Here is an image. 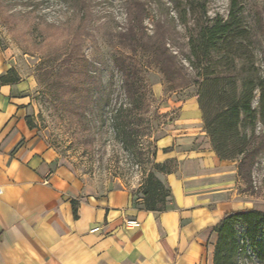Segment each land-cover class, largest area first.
I'll return each instance as SVG.
<instances>
[{"label": "rangeland", "instance_id": "1", "mask_svg": "<svg viewBox=\"0 0 264 264\" xmlns=\"http://www.w3.org/2000/svg\"><path fill=\"white\" fill-rule=\"evenodd\" d=\"M247 11L264 14V0H239ZM166 0H0V79H18L15 96H7L17 113L25 115L72 172L105 195L122 183L133 195L155 163L163 164L158 133L182 120L195 124L197 90L168 83L147 58L149 114L133 120L132 137L114 130V111L125 102L121 75L114 67L118 53H189L180 25L167 15ZM230 0H210L209 15L228 16ZM264 16V15H263ZM264 18V17H263ZM149 49V50H148ZM78 64L79 75L71 64ZM11 70L13 72L9 73ZM1 86H12L11 84ZM28 124V122H27ZM160 137V135H159ZM156 153L154 158L153 154ZM161 159V160H160ZM230 199L235 208L257 207L260 199L244 195L237 163L226 162ZM159 175V174H158ZM264 191V164L257 172ZM209 257L208 251L203 255Z\"/></svg>", "mask_w": 264, "mask_h": 264}, {"label": "crops", "instance_id": "2", "mask_svg": "<svg viewBox=\"0 0 264 264\" xmlns=\"http://www.w3.org/2000/svg\"><path fill=\"white\" fill-rule=\"evenodd\" d=\"M11 85L0 87V264H213L222 217L264 212L235 208V174L214 153L199 108L196 124L158 133L169 148L161 159L178 167L158 175L171 190L166 211L148 212L122 183L100 195L76 176L9 102Z\"/></svg>", "mask_w": 264, "mask_h": 264}, {"label": "trees", "instance_id": "3", "mask_svg": "<svg viewBox=\"0 0 264 264\" xmlns=\"http://www.w3.org/2000/svg\"><path fill=\"white\" fill-rule=\"evenodd\" d=\"M210 0H166L170 22L185 31L189 53H118L114 67L121 75L125 102L114 111V130L122 140L134 135L133 120L149 114L145 58L168 83L197 90L204 131L222 162L237 163L238 183L244 195L260 199L257 172L264 164V14L247 11L239 0H230L227 17L209 15ZM73 62L70 77L79 75ZM13 72L11 70L9 73ZM3 85L19 80L1 77ZM28 122L30 129L34 127ZM154 158L156 153L153 154ZM176 159L155 163L140 185L144 209L164 212L170 188L158 174L177 170ZM74 203V216L78 217ZM213 264H264V212H231L215 227Z\"/></svg>", "mask_w": 264, "mask_h": 264}, {"label": "built area", "instance_id": "4", "mask_svg": "<svg viewBox=\"0 0 264 264\" xmlns=\"http://www.w3.org/2000/svg\"><path fill=\"white\" fill-rule=\"evenodd\" d=\"M2 194H3V189L0 187V195H2ZM128 225L133 226L135 228L140 227V224L136 221H130V222H128Z\"/></svg>", "mask_w": 264, "mask_h": 264}]
</instances>
